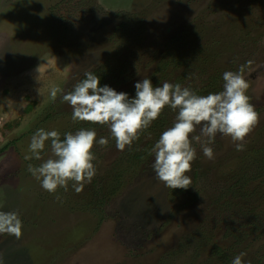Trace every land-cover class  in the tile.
Masks as SVG:
<instances>
[{"label": "rangeland", "instance_id": "rangeland-1", "mask_svg": "<svg viewBox=\"0 0 264 264\" xmlns=\"http://www.w3.org/2000/svg\"><path fill=\"white\" fill-rule=\"evenodd\" d=\"M262 42L264 0H0V211L23 224L19 239L0 234L3 264H231L240 253L243 264H264V178H247L264 156ZM248 61L259 122L243 151L217 134L209 159L193 141L187 189L166 187L152 168V149L177 112L165 107L166 121L120 151L107 125L74 122L62 99L85 72L117 92L144 78L194 92L215 78L219 92L223 73ZM81 127L109 140L94 145L96 175L79 194L72 182L49 193L28 168L52 157L51 144L41 160L26 159L31 137L43 128L63 139ZM147 149L149 158L125 166ZM238 180H248L243 201L230 191Z\"/></svg>", "mask_w": 264, "mask_h": 264}, {"label": "clouds", "instance_id": "clouds-1", "mask_svg": "<svg viewBox=\"0 0 264 264\" xmlns=\"http://www.w3.org/2000/svg\"><path fill=\"white\" fill-rule=\"evenodd\" d=\"M264 43V42H262ZM252 61L240 65L238 71L223 73V90L207 95H198L179 83H162L154 86L151 79L144 78L135 84L136 94L129 98L127 93L117 92L110 86H100V78L92 72H85V79L77 82L62 99L72 108V120L107 125L116 148L123 151L138 139L141 130L148 128L159 118L165 107L177 112L171 127L165 130L152 149L155 159L152 168L156 178L170 189H187L192 184V162L196 158L193 141L201 145L204 156L214 157L209 145L217 134L230 137L237 151L244 150V141L259 122L255 105L247 95L249 83L244 71ZM40 72V68L37 69ZM60 89L53 86L50 96L55 99ZM199 128V134L196 133ZM91 129L68 132L61 139L60 133L43 128L31 137V156L41 160V152L50 141L52 157L39 166L29 165L28 171L40 181L41 187L49 193H56L59 187L68 190L69 182L79 194L85 182L90 183L96 175L93 149L98 143L107 146L108 138L100 137ZM23 224L16 212L0 211V234H8L19 239ZM236 255L231 264H243L242 257ZM0 264L3 258L0 256Z\"/></svg>", "mask_w": 264, "mask_h": 264}, {"label": "trees", "instance_id": "trees-1", "mask_svg": "<svg viewBox=\"0 0 264 264\" xmlns=\"http://www.w3.org/2000/svg\"><path fill=\"white\" fill-rule=\"evenodd\" d=\"M184 62H187L185 60V58L184 59H172V61H170V62H166L165 61L164 65H163V69H166V68H168V67H170L172 65L177 66L178 64H180V63L183 64ZM190 64H192V62ZM190 64H189V67H191ZM94 74H95V72H94ZM85 78L86 77H84V79ZM216 81H217V79L214 78L213 82L212 81L208 82V84H207V86L205 88H203V89L200 88V89H202V91L199 90V91H196L195 93L198 94V95H207L209 93H215L216 89L214 88L213 85L215 84ZM100 86H102L101 83H100ZM127 94H128L130 99L134 98L135 94H136V89L134 88V89L130 90ZM164 121H166V120L161 119V117H159L158 119H156L153 122L156 124V126H159ZM87 128H89V127H87ZM83 129H85V128H83ZM131 155L133 156V158L126 159V162H125V166L127 168H130L131 166L138 165L139 163L143 162L146 159V157H148V158L150 157L149 155H151V152L147 149L146 151H144L142 153H137L136 152L135 154H131ZM254 162H258V163H255L257 168H255L256 169L255 171H252L251 173H249L248 176L246 175L248 180L249 179L260 180L261 178H264V156L255 157ZM248 180H245V181L238 180L237 183H235V185H234L235 187H233V188L231 187L230 188L231 193L233 195H237L235 197L236 200L243 201V199L249 198V192H245V188H244V185L246 184V182ZM103 200H105V199H103Z\"/></svg>", "mask_w": 264, "mask_h": 264}]
</instances>
